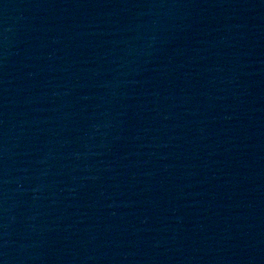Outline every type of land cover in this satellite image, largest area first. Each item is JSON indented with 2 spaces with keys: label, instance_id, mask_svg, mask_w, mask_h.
Masks as SVG:
<instances>
[{
  "label": "water",
  "instance_id": "water-1",
  "mask_svg": "<svg viewBox=\"0 0 264 264\" xmlns=\"http://www.w3.org/2000/svg\"><path fill=\"white\" fill-rule=\"evenodd\" d=\"M114 0H0V140Z\"/></svg>",
  "mask_w": 264,
  "mask_h": 264
}]
</instances>
